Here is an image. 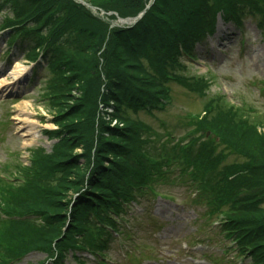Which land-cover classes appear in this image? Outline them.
Here are the masks:
<instances>
[{
	"label": "trees",
	"instance_id": "obj_1",
	"mask_svg": "<svg viewBox=\"0 0 264 264\" xmlns=\"http://www.w3.org/2000/svg\"><path fill=\"white\" fill-rule=\"evenodd\" d=\"M147 1L129 0V3H132L129 4L132 5L131 11L126 4L118 5L119 8L115 11L122 17L135 16L144 9ZM76 6L87 12L88 17H78ZM100 8L106 12L114 10ZM243 10L249 11L258 18L259 27L264 32V0H156L144 18L139 21L138 26L133 27L134 29H110L109 21L93 15L74 0H23V9L19 15L25 16V20L36 19L39 26L47 27L49 34H54L55 41L66 36L71 43L70 47L58 49L57 57L52 52V66L60 77L53 83L56 94H61L60 91L64 87L71 90L75 89L79 82L83 83L81 85L83 95L78 104L70 106L68 98H63L64 102L56 103L58 114L67 111L60 123L73 124V130L70 134L71 138L68 139V135L63 138L56 154L52 157L55 158V162L50 164L64 163L68 160H71V164L76 163L78 157H74L75 149L81 147L89 163L94 159L95 164L103 168L104 163L107 162L113 169L114 165L111 161L113 155L116 156L112 151L111 141L101 137L95 145L94 121L101 86L106 84L107 93L103 95L105 102L114 99L121 115L127 111L126 105L130 102L132 94L141 96L149 92L156 94L159 90L156 84H161L165 75L179 65V50L182 46L186 47L193 41L202 40L208 32H211L215 27L218 13L225 18H236ZM160 19L166 20L167 24L173 22L178 25V29L176 28L178 34L174 35L171 32L166 36L164 33L156 35L161 28ZM93 27H96L97 31ZM149 34L155 35L150 37ZM103 45L105 50L99 54ZM79 54H87L88 60L82 62L77 58ZM104 61L105 64L108 62L107 67L104 65L99 67ZM126 63L132 70L125 67ZM127 82L129 84H126ZM209 105L214 106V104ZM219 109L217 111L213 107L209 111V115L212 116L210 124L213 128H218L219 134L226 142L242 151L245 150L247 144L236 138L239 134H245L247 130L250 132L257 130L249 120L241 119L244 117L242 110L234 111L232 108L228 110L224 105H220ZM238 114L241 118L237 117ZM103 131L111 130L104 126ZM232 134L236 137L230 139ZM112 135L114 136L113 133ZM251 158L256 165L248 169V174L235 179V187L244 188L246 193L250 192L241 203L240 213L236 218L245 225L246 237L251 242L253 257L259 264H264V208L260 204L264 199V162L257 161L253 156ZM121 166L126 168L124 165ZM76 178L78 186L83 182L85 174L78 170ZM34 191L37 195L44 193L49 203L55 206V211H57L56 206L62 204L64 196L56 187L45 190L35 187ZM32 207L41 209L35 203ZM241 225L242 223L239 227Z\"/></svg>",
	"mask_w": 264,
	"mask_h": 264
},
{
	"label": "rangeland",
	"instance_id": "obj_2",
	"mask_svg": "<svg viewBox=\"0 0 264 264\" xmlns=\"http://www.w3.org/2000/svg\"><path fill=\"white\" fill-rule=\"evenodd\" d=\"M85 1L96 4V6L98 7L100 6L114 9L110 10L113 12H116L115 9H118V5L122 4H126L129 11L132 10V5H129L132 3H129V0ZM76 8V14L78 17H88L87 12L82 11L77 6ZM104 17H106L104 20L113 18V23L117 24L116 16ZM242 23V27L245 30L243 34H241L240 26H237L236 23L233 24L232 27L235 26L237 30L234 27L233 30L227 29V36L221 41L219 40V36L217 34V32L220 31H217L204 44L202 49L204 47L205 49L203 50V52L202 50H200L201 52L199 51V56L194 61L187 56L180 57L181 63L187 69L183 70L182 68L180 69V71L174 72L175 75L179 76L181 79H186L189 82H196V80H193V77H195L197 79V82L199 80L202 81V84L204 85L203 89L198 87L196 91L193 90L191 92L189 88L182 87V83L180 82L179 84L181 85L177 83L167 84V87L170 90L172 104L168 106L166 110H164V112H156L154 116H150L147 113L140 114V118L152 125L158 135H164V137H161L162 142H166L168 140H177L180 137H185L187 133L191 132V130H194L195 124L193 123L194 120H191V115H198L201 111H203L204 107H206L207 104H214L213 107H215L216 110L220 108V105H224L228 110L232 108L235 111L243 110V105L251 106L252 108H256L257 111L249 114H244L241 111L244 117L241 118V115L239 114L237 115V117L249 120L258 125H264V93H261L260 89V87H264V50L260 48V44H263L264 42L262 41L259 31L256 29V22L254 20V17L245 16L242 19ZM159 25L161 28L158 30V33L156 35L164 33V36H166L170 35L171 32H173L174 35L178 34L176 30V28L178 29V25L174 24L173 22L167 24L166 20L160 19ZM137 26L138 25H136V27ZM93 29L97 31L96 27H93ZM167 30H169V32ZM154 35L149 34L150 37H153ZM107 37L109 38V36ZM229 37L230 40H228ZM108 38L106 39L105 43L107 42ZM110 39H112V37H110ZM104 50L105 45H103V48L101 49L99 54H102ZM79 55L80 56H78L77 58L82 62H86V60H88L87 54ZM26 63L27 61L26 58H24V53L21 52L16 60H14L11 64L5 63V75L14 73V71L19 70L21 65ZM107 64L108 62H106L105 64L104 61V64L100 63L99 67H102L103 65L104 67H107ZM125 67L131 68L127 63L125 64ZM126 84H129V82H127ZM81 85H83V83L79 82L76 88L74 90H71L65 96V99L68 98L67 100L69 101L70 106H73L74 104H78L80 102L82 98L81 96L83 95L81 92ZM157 85L162 90L161 85H159L158 83ZM162 85L166 84L162 83ZM41 86L42 85L38 86L37 81L30 82L26 85H21L20 97L16 98L13 102H7V104H5L4 106L0 105V111H2V107H8V110L16 111V118H18V114L20 111V113L24 111L28 113L30 118L28 121L30 123L42 122L41 120L42 118H44L46 126L53 127L54 124L52 121L54 119V114L56 113L57 105L53 107L50 103L42 101L44 96L43 90H47V87L43 86L42 90L40 89ZM160 89L159 91L161 93ZM102 93L103 87L100 88V92L98 94L99 101H103L105 99ZM64 101L65 100H63L62 102ZM109 104L112 105L113 103ZM105 111L107 110L101 109L100 107H97L96 109V114H101V118L98 120L97 117V119H95L94 121V125L96 128L95 133L97 136L103 135L106 137V139L111 141V146L113 149V147L116 145L115 135L113 137L108 136V133L106 131L102 132V128L103 126H105L106 128L111 129L115 126V122H112L110 125H108L111 117H108ZM108 111L113 113L112 109ZM216 113L217 112H215V114ZM103 116L104 119H102ZM21 124V122L16 120V124L14 127L16 138L12 137V134H10V136L6 137L0 143V165L6 161V150H10V152L12 153L13 150H17V152H22L23 155H26L25 151L27 148H33L35 146H43L47 150H50L52 146L51 142L45 139L43 136L38 137L39 130L41 128L40 124H31L29 126L30 133H32V138H25L23 136ZM112 133L114 134L113 131ZM26 134L28 133L26 132ZM201 135H203V137L206 136L205 134ZM233 137H236V135L232 134V136H230V139H233ZM37 139L41 141H37ZM97 140L100 141L99 137H97ZM179 140L183 141L181 143V146H183L188 141V139ZM236 140H242L247 144L248 148L246 147L245 150L243 149V152L237 151L233 148L228 149L227 145L224 144L225 142L222 143L223 140L216 144V148H218L216 153H222L224 156L223 163L238 164L252 156L256 158L257 161L259 160L260 162H264V133L261 131V129L257 130V132H250L247 130L245 134H239ZM167 145L169 146V144ZM75 152L81 153L82 150L78 149ZM166 152L167 151L158 152L157 154H155V156H152L144 161V163L142 164V169L148 173V164L150 167H156L158 169V167L162 165L161 158L165 155ZM172 158L174 159V156H172ZM93 160L90 161V164L93 166L92 168H94L95 165ZM25 162L28 163L27 161ZM104 164L106 168H108V164ZM91 165H85L86 171L92 170ZM78 169L82 170V167L80 166ZM158 180L166 181L162 177H159ZM76 182L77 178L75 174L72 178L69 179L68 184L66 185L67 187L65 190H67V193H70V189L77 188ZM182 185L183 184H181L180 182H175V179L172 177H168L166 182H161L156 185L157 191L161 194L160 198L157 199L160 203H158L156 207L161 211L160 213L162 215V218L166 222V225L162 229L161 234L166 238L177 239L178 237L186 236L189 233L192 234L197 230L199 231L201 229L199 227L201 226L203 227L202 230L213 229V226L208 222V219L206 220V218L202 216L205 210V208H202L203 206L195 207L190 204V202L186 203L190 196V192L184 185V187ZM215 234L216 231L210 233L209 237H212ZM211 252H214L218 257L222 255V251L219 248L213 249L211 250ZM211 252H209V254ZM41 258L42 256H39L37 259L39 260ZM68 264L78 263L72 262L69 259Z\"/></svg>",
	"mask_w": 264,
	"mask_h": 264
},
{
	"label": "bare ground",
	"instance_id": "obj_3",
	"mask_svg": "<svg viewBox=\"0 0 264 264\" xmlns=\"http://www.w3.org/2000/svg\"><path fill=\"white\" fill-rule=\"evenodd\" d=\"M260 47H262V45H260ZM21 71V70H20ZM15 72V71H14ZM25 77V74H24V71H21V72H18V73H16V80L14 79L13 81H11L9 84L10 85H13V84H16L15 82L16 81H21L23 78ZM3 83V82H2ZM0 86H1V83H0ZM1 88V87H0ZM8 90V89H7ZM13 90H14V88H13ZM19 117L20 118H22V119H28L29 118V115H28V113H26V112H24V111H22V113H20L19 114Z\"/></svg>",
	"mask_w": 264,
	"mask_h": 264
},
{
	"label": "water",
	"instance_id": "obj_4",
	"mask_svg": "<svg viewBox=\"0 0 264 264\" xmlns=\"http://www.w3.org/2000/svg\"><path fill=\"white\" fill-rule=\"evenodd\" d=\"M126 22L131 23L132 21L131 20H127Z\"/></svg>",
	"mask_w": 264,
	"mask_h": 264
}]
</instances>
